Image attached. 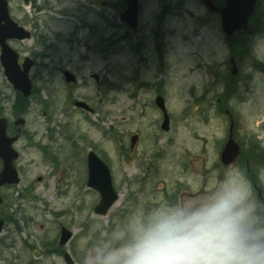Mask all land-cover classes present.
Returning <instances> with one entry per match:
<instances>
[{"label":"rangeland","instance_id":"374dc122","mask_svg":"<svg viewBox=\"0 0 264 264\" xmlns=\"http://www.w3.org/2000/svg\"><path fill=\"white\" fill-rule=\"evenodd\" d=\"M8 3L12 19L32 31L31 40L10 45L34 66L14 145L20 183L3 192L2 208L14 221L0 233V264H66L62 253L42 247L58 241L61 227L72 231L63 251L73 264H100L156 212L199 207L234 173L245 182L250 223L256 202L246 178L259 171L264 183V0L250 19L255 34L229 39L220 14L200 0H139L136 31L121 22L122 0ZM231 51L237 77L229 73ZM64 69L75 85L63 81ZM228 83L234 94L225 93ZM15 94L0 66V113L8 118ZM70 98L94 112L76 110ZM229 115L242 155L224 166ZM89 149L108 163L120 195L105 216L93 214L99 196L85 185Z\"/></svg>","mask_w":264,"mask_h":264},{"label":"clouds","instance_id":"9594fccd","mask_svg":"<svg viewBox=\"0 0 264 264\" xmlns=\"http://www.w3.org/2000/svg\"><path fill=\"white\" fill-rule=\"evenodd\" d=\"M244 183L230 174L199 207L156 212L100 264H264V238L248 222Z\"/></svg>","mask_w":264,"mask_h":264},{"label":"water","instance_id":"95a60500","mask_svg":"<svg viewBox=\"0 0 264 264\" xmlns=\"http://www.w3.org/2000/svg\"><path fill=\"white\" fill-rule=\"evenodd\" d=\"M123 1L126 3L127 7L121 14V20L135 31L138 24V0ZM256 1L257 0H225V5L220 9V14L222 29L228 37L238 31H244L247 34L252 33V30L249 28V19L255 10ZM202 2L210 9V11L214 12L217 10V7L212 0H202ZM29 37L30 35L28 32H25L10 19L7 1L0 0V61L7 81L15 90L19 91L23 97H28L31 92V83L28 78V72L32 66V62L28 58H25L22 68H20L17 64L18 55L9 48L6 41L8 39L23 40L28 39ZM230 63L231 74L236 75L238 70L235 63L233 60H230ZM63 75L67 83L75 82V78L70 72L65 71ZM155 104L163 114L161 129L167 131L169 129V117L166 113L163 98L157 96ZM74 105L77 108L92 112V109L82 101H76ZM16 124H23V120L17 121ZM5 128V119H0V158L3 161V170L0 174V185L4 183L17 184L19 180L17 172L13 167V161L17 158V153L11 148V145L17 139V136L8 138L5 134ZM136 140V136L131 137V147L135 145ZM239 151V146L233 139L232 124H230L228 140L220 153V159L223 165L232 164L238 157ZM86 166V186L97 191L99 194V202L94 208V214L103 216L119 199V194L113 187L109 167L91 150H89L86 155ZM1 228L2 221L0 220V231ZM70 237L71 232L62 228L59 244H66ZM64 257L67 263L71 264L69 256L65 254Z\"/></svg>","mask_w":264,"mask_h":264},{"label":"flooded vegetation","instance_id":"af4514ba","mask_svg":"<svg viewBox=\"0 0 264 264\" xmlns=\"http://www.w3.org/2000/svg\"><path fill=\"white\" fill-rule=\"evenodd\" d=\"M24 2V1H23ZM27 2H29V0H27ZM25 30H28L30 32V34L32 35V31H31V27H23ZM18 42L17 40H11L8 41V43H16ZM19 64L22 63V59L19 56V60H18ZM5 116V114L0 113V118L2 116ZM11 117H6L7 119V135L8 136H13L15 134H17L18 132H20V128L14 123L15 122V117L13 116V114L11 113L10 115ZM3 168V163L2 160L0 159V172L2 171ZM248 171V170H247ZM249 175V174H247ZM261 175L258 171V173H254L252 175L251 181L250 179L247 177L246 181L248 182L249 185L252 186V196H254V202H256V206L253 207L252 212H251V219L254 223L258 222V226L257 229L255 231L256 235L261 238V235L259 233L260 230L264 229V183L261 182ZM5 190H12V186L5 184V185H1L0 186V198L2 200L1 204H0V218L3 219V215H4V209L3 204H4V194L3 192ZM172 199H174L173 197H171ZM4 220V219H3ZM262 225V226H261ZM264 231V230H263Z\"/></svg>","mask_w":264,"mask_h":264},{"label":"trees","instance_id":"16d2710c","mask_svg":"<svg viewBox=\"0 0 264 264\" xmlns=\"http://www.w3.org/2000/svg\"><path fill=\"white\" fill-rule=\"evenodd\" d=\"M231 80H233V77L230 76ZM230 82V81H229ZM232 84L228 83L227 87L225 88V93H227V95L229 94H234L236 92V89L231 86ZM15 107L18 108V111L21 112H25V110L28 107V100L23 99L19 94H17V99H16V103H15ZM54 252H59V249H55Z\"/></svg>","mask_w":264,"mask_h":264}]
</instances>
